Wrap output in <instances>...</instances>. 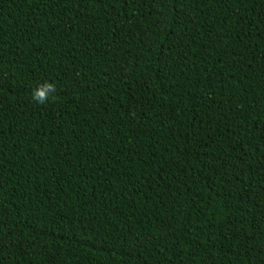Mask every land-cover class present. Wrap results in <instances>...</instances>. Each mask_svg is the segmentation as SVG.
<instances>
[{"label":"trees","instance_id":"16d2710c","mask_svg":"<svg viewBox=\"0 0 264 264\" xmlns=\"http://www.w3.org/2000/svg\"><path fill=\"white\" fill-rule=\"evenodd\" d=\"M0 264H264V0H0Z\"/></svg>","mask_w":264,"mask_h":264},{"label":"clouds","instance_id":"9594fccd","mask_svg":"<svg viewBox=\"0 0 264 264\" xmlns=\"http://www.w3.org/2000/svg\"><path fill=\"white\" fill-rule=\"evenodd\" d=\"M54 84L45 81L42 85H39L32 92V99L38 104H44L54 93Z\"/></svg>","mask_w":264,"mask_h":264}]
</instances>
